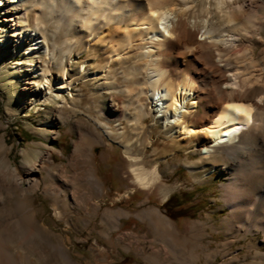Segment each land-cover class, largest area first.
Masks as SVG:
<instances>
[{"label":"bare ground","instance_id":"obj_1","mask_svg":"<svg viewBox=\"0 0 264 264\" xmlns=\"http://www.w3.org/2000/svg\"><path fill=\"white\" fill-rule=\"evenodd\" d=\"M216 13L222 25L213 26ZM0 17V47L12 46L19 52L28 45L22 53L24 60L20 64L16 59L5 84L10 87V78L16 77L14 84H21L25 94H41L44 101L50 94L59 97L71 90L73 80L65 57L71 56L76 45L88 50L99 45L110 64L127 58L130 51L136 57L143 55L144 60L130 66L133 86L128 93L134 89L136 93L128 102L133 103L136 113L125 108L120 117L132 130L145 134V119L155 114L165 129L175 128L177 142L200 150L202 159H207L201 169L204 176L222 165L228 177L222 185L228 208L224 229L229 233H264V47L259 58L255 50L256 42L264 44V0H0ZM142 46L144 51L139 50ZM178 56H184V62L191 59L195 65L187 64L183 71L170 65ZM52 68L63 71L61 79L52 80ZM201 102L205 104L200 120L188 122L186 115ZM55 115L59 121L61 114ZM96 123L103 127L98 119ZM111 132L105 127L100 133H80L69 156L71 173H61L58 184H43L42 172L53 174L50 165L57 151L47 144L35 150L34 159H27L24 153L20 164L0 161V257L18 263L17 257L23 254H59L65 264H79L71 259L66 238L38 223L31 195L39 190L52 196L58 217L63 216L62 208L80 206L86 214H100L104 226L120 228L122 217L129 213L120 208L100 213L102 207L94 201L105 196L106 188L90 152L87 165L80 168L86 142L103 143V135ZM129 135H123L120 143L133 162L135 182L147 189L159 178L158 172L146 169ZM6 142L0 139V150L6 149ZM221 154V159H215ZM252 158L258 160L255 168L246 164ZM89 207L92 210L88 211ZM137 216L148 220L156 236L162 231L172 236V251L165 249L168 245L152 249L145 257L147 263H197L199 256L193 250L186 252V238L160 209H145ZM139 243L133 232H122L116 238L117 246L124 244L145 252ZM92 248L98 264L108 261L110 252L105 246L97 243Z\"/></svg>","mask_w":264,"mask_h":264},{"label":"rangeland","instance_id":"obj_2","mask_svg":"<svg viewBox=\"0 0 264 264\" xmlns=\"http://www.w3.org/2000/svg\"><path fill=\"white\" fill-rule=\"evenodd\" d=\"M223 23L218 13L213 14V26ZM1 25L3 22L0 17ZM51 44L50 40L48 45ZM27 47L28 45H24L19 52L12 46L8 49L5 46L0 47V139L5 138L7 141V150H0V161L17 165L22 162L24 153L27 159H34L35 150L47 144L57 151L52 156L54 164L50 165L52 176H48L46 171L42 172L43 184H58L61 173H71L69 156L80 133H100L105 127L113 132L109 136L103 135V143L86 142L85 157H82L84 159L80 168L87 165V153L90 152L98 177L106 188L105 196L94 198V201L101 205L100 213L106 208H120L129 213L122 217L120 228L104 226L100 214L90 216L80 206L74 209L62 208L63 216L58 217L50 194L39 190L31 195L37 210L38 223L66 238L68 252L73 261L79 264H98V256L92 248L97 243L98 247L105 246L110 252L108 261L104 264H149L145 257L152 249L165 248L168 245L165 249L172 251V247H169L171 234L162 231L156 236L148 220L137 216L145 209L158 208L174 222L181 236L186 238V252L191 253L193 250L199 256L196 264H264L262 231L229 233L222 225L228 213L222 186L228 180L224 167L219 164L214 167L212 174L204 176L201 169L203 165H207V159H202L200 150L177 142L175 128L168 126L169 129H165V123L155 114L145 119V134L140 133L139 129L132 130L120 117L125 108L129 113H136L133 103L128 102L136 93L135 89L128 93V88L130 90L133 86L130 66L135 61L144 60L143 55L136 57L132 55L134 51H130L127 52V58L110 64L99 45L92 50L76 45L71 56L65 57L68 74L73 80L71 90L61 92L59 97L50 94V98L44 101L41 94H25L21 84H14L16 77L10 78V87L5 84L12 71L11 67L15 68L17 65L16 59L20 64L24 60L22 53ZM263 47L264 44L255 43L257 58L260 57L259 52ZM139 50L144 51L145 47L142 46ZM182 57L184 56L170 60L169 64L178 65L182 71L187 64L195 65L191 59L182 61ZM261 66L264 68V62ZM51 73L52 80L61 79L63 75V71L57 68H52ZM63 104L66 107L61 109ZM204 104L205 102H201L191 110L186 115V120L198 122ZM56 113L61 114L59 121L55 120ZM97 119L103 124L102 128L97 125ZM170 133L172 137H168ZM123 135L133 137L134 147L144 160L146 169L149 172L156 169L158 172L159 180L147 189L139 187L135 182L131 173L133 162L126 157L120 143ZM223 156L221 154L215 159ZM246 164L253 168L258 160L252 158ZM61 168L62 171L64 168V172ZM85 180L84 184L87 183L86 178ZM172 195H175V201L167 205ZM188 198L191 199L187 200ZM6 201L8 205H13L10 199ZM89 208L88 211L92 210ZM175 216L181 217L176 219ZM194 222L196 225L193 227ZM122 232H133L137 235L145 252L128 248L124 244L117 246L116 238ZM15 243L16 241L12 242ZM54 255L44 257L39 253L23 254L17 257L18 263L7 256H1L0 264H65L59 254ZM5 258L11 262H4Z\"/></svg>","mask_w":264,"mask_h":264},{"label":"trees","instance_id":"obj_3","mask_svg":"<svg viewBox=\"0 0 264 264\" xmlns=\"http://www.w3.org/2000/svg\"><path fill=\"white\" fill-rule=\"evenodd\" d=\"M191 198H193V194L191 195ZM191 198H188L187 200H190ZM174 201H175V195H172L169 199H168V201H167V205H169L170 203H174ZM183 216V215H182ZM176 217V219H179L181 216H175Z\"/></svg>","mask_w":264,"mask_h":264}]
</instances>
